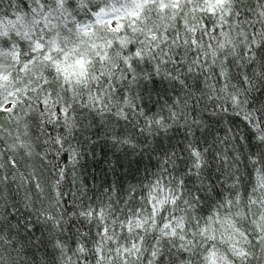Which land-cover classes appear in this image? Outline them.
<instances>
[{
	"label": "snow or ice",
	"instance_id": "snow-or-ice-1",
	"mask_svg": "<svg viewBox=\"0 0 264 264\" xmlns=\"http://www.w3.org/2000/svg\"><path fill=\"white\" fill-rule=\"evenodd\" d=\"M0 264H264V0H0Z\"/></svg>",
	"mask_w": 264,
	"mask_h": 264
}]
</instances>
